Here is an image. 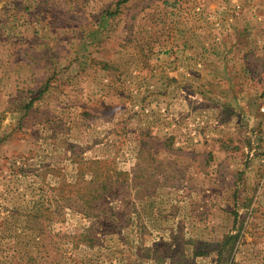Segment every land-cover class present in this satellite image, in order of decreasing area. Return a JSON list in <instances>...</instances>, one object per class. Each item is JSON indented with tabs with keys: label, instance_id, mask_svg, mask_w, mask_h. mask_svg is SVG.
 Returning a JSON list of instances; mask_svg holds the SVG:
<instances>
[{
	"label": "rangeland",
	"instance_id": "374dc122",
	"mask_svg": "<svg viewBox=\"0 0 264 264\" xmlns=\"http://www.w3.org/2000/svg\"><path fill=\"white\" fill-rule=\"evenodd\" d=\"M0 264H264V0H0Z\"/></svg>",
	"mask_w": 264,
	"mask_h": 264
},
{
	"label": "trees",
	"instance_id": "16d2710c",
	"mask_svg": "<svg viewBox=\"0 0 264 264\" xmlns=\"http://www.w3.org/2000/svg\"><path fill=\"white\" fill-rule=\"evenodd\" d=\"M94 196V195H93ZM99 198H101V196H100V193H96L95 194V199H99ZM93 199V198H92Z\"/></svg>",
	"mask_w": 264,
	"mask_h": 264
}]
</instances>
